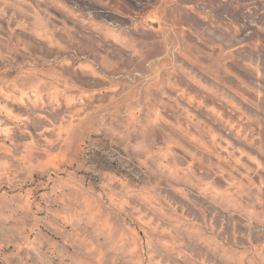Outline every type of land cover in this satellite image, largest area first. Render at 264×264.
<instances>
[{"label":"rangeland","instance_id":"rangeland-1","mask_svg":"<svg viewBox=\"0 0 264 264\" xmlns=\"http://www.w3.org/2000/svg\"><path fill=\"white\" fill-rule=\"evenodd\" d=\"M0 264H264V0H0Z\"/></svg>","mask_w":264,"mask_h":264}]
</instances>
